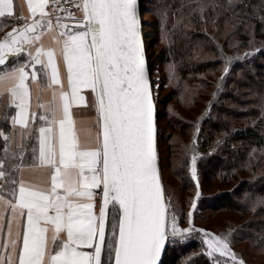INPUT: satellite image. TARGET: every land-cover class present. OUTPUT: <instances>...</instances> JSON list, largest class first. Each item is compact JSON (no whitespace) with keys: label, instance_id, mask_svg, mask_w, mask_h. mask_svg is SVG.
I'll use <instances>...</instances> for the list:
<instances>
[{"label":"snow or ice","instance_id":"snow-or-ice-1","mask_svg":"<svg viewBox=\"0 0 264 264\" xmlns=\"http://www.w3.org/2000/svg\"><path fill=\"white\" fill-rule=\"evenodd\" d=\"M47 4L48 0H28L32 22L14 29L18 35L9 33L0 43V66L9 55L24 51L25 44L39 41L38 28L52 30L51 19L45 20ZM76 7L83 13V20L76 21L81 30H62L54 37L66 67L67 90L54 49L37 47L35 55L29 53V64L0 69V85H9V104L17 109L11 121L13 127L20 126L21 140L32 136L30 126L37 119L30 111L29 79L47 87L61 85L58 103L54 91L49 106L38 105L47 107L49 114L38 117L44 124L38 128V151L32 150L36 163L29 165L49 168L50 186L13 180L18 188L12 198H0L4 206L0 233H6L0 242L4 250L0 264H162L166 246L182 243L185 233L178 229L175 216L169 231L171 200L159 174L156 105L138 0H81ZM13 15V0H0V18ZM59 21L57 17V27ZM82 90L91 93V103ZM74 105L94 109L99 128L95 146L80 144ZM0 137L5 142L13 139L4 132ZM3 167L0 163V178L5 177ZM21 170L17 166L16 171ZM96 189L101 197L98 213ZM61 234L66 238L60 239ZM208 247L209 255L228 254L235 261L226 238L213 237Z\"/></svg>","mask_w":264,"mask_h":264},{"label":"trees","instance_id":"trees-1","mask_svg":"<svg viewBox=\"0 0 264 264\" xmlns=\"http://www.w3.org/2000/svg\"><path fill=\"white\" fill-rule=\"evenodd\" d=\"M140 4L142 13L151 16L142 19L145 45L153 44L149 68L159 75L153 82L159 91L158 156L165 196L171 200L169 231L172 216L176 225L191 229L182 243L166 246L162 264H231L226 256L209 255L202 232L209 228L199 225L210 216L208 212L222 211L244 218L227 225L223 235L234 246H245L241 250L245 258H262L264 264V0H140ZM18 17L23 18L19 10L13 17L0 18V43L24 26L26 20ZM30 60L21 53L0 69ZM242 90H248V95ZM16 111L7 105L0 113V132L9 137ZM41 114L37 112L32 124V136L22 142V153L21 145L12 147L11 139L5 142L0 137L5 172L0 195L7 199L18 188L12 182L20 181L17 166L36 163L32 150L38 151V128L44 124L38 118ZM165 129L170 130L168 135ZM176 131L189 135L186 144L176 142L180 160L170 167L171 175L166 172L162 139L171 142ZM170 177L179 184L180 195L172 190Z\"/></svg>","mask_w":264,"mask_h":264},{"label":"crops","instance_id":"crops-1","mask_svg":"<svg viewBox=\"0 0 264 264\" xmlns=\"http://www.w3.org/2000/svg\"><path fill=\"white\" fill-rule=\"evenodd\" d=\"M36 0H33V3H35ZM28 0H13V7H14V13L19 10L23 16V18L26 20L27 23L32 22V14L30 13V10L28 8ZM36 20L40 19L39 13L35 16ZM60 27H57V22L52 23L53 28L52 30H48L46 27L44 29H37V33L41 36L39 41H33L31 45L25 44L24 51L21 53H25L28 56H30L29 53L32 55H35V50L37 47L43 46L45 50L54 49L56 51V63L58 64L59 70L63 69L64 75L66 77L65 79V87L64 89L67 90V74H66V67L64 64V61L62 59V56L60 55V45L57 44L54 41V37H58V34L62 30H71L76 31V23L74 22H59ZM67 26V29H65L63 26ZM24 27V26H23ZM21 27L20 29H23ZM14 35H18V33H15ZM31 35V34H30ZM19 53V54H21ZM18 54V55H19ZM17 56V55H15ZM12 55H9L7 57V60L11 59L12 57H15ZM31 57V56H30ZM43 60L46 61V57H42ZM29 86H30V111L37 114L38 111H40L42 114H49L48 108H41L38 107L39 104H43L46 106H49L52 102V94L55 91L57 93V103H58V97L60 90L55 89L53 85L51 87H42L39 82L32 83L29 79ZM9 85L6 83L4 85H0V113L3 112L4 108L9 104L10 101V95L7 91V88ZM82 95H85L86 98L91 103V97H88V91L82 90ZM73 113V118L75 121V131L78 136L79 142L82 146H95L96 143V137L99 131L98 125H97V115L92 107H85V106H73L71 109ZM33 125L30 126V131L32 132ZM20 126L17 125L13 127L12 125V136L13 139H11V146L12 147H18L21 145L25 137H23V140H21L20 137ZM22 170L20 171V180H23L26 184H32L37 185L42 188H48L50 186V169L47 167H22ZM94 191H100L99 189H96ZM0 198H3L4 200H8L7 198L0 195ZM4 212V206L0 205V213ZM96 212L98 213L99 210L96 209ZM5 215H7L5 213ZM17 231L16 224H13V234ZM51 237V232L49 233V238ZM65 235L61 234L60 239H65ZM6 239V233H0V242H3ZM52 245L50 244V248ZM4 254V250L0 249V255Z\"/></svg>","mask_w":264,"mask_h":264},{"label":"rangeland","instance_id":"rangeland-1","mask_svg":"<svg viewBox=\"0 0 264 264\" xmlns=\"http://www.w3.org/2000/svg\"><path fill=\"white\" fill-rule=\"evenodd\" d=\"M150 18H151V16H149V15L145 16L142 13V19L143 20H145V19L149 20ZM228 25H229V20H226L225 24L223 25V28H225L226 31L228 29ZM76 29H77L76 31L81 30V29H78L77 27H76ZM147 31H149V30L147 29ZM152 47H153V44H151V43H150V45L146 46L147 55H151ZM151 74H152V83H153L154 96H155V100H156V97L158 96L159 91H158V85L156 83H154V82H155V80H158L159 75H158L157 70H155L154 73L151 72ZM59 75H60V79H61V82H62V86L64 88L65 87V79H66V77L64 75L62 67L59 70ZM53 87H55V89H57V90H61V85H53ZM164 92L165 91H162V94ZM242 93L244 94V96H247L249 92H248V90H242ZM88 97H91V93L89 91H88ZM240 102L242 104H244V105L247 104V100L246 99H242ZM198 106H199L198 109L202 108L201 104H198ZM161 125L162 126L164 125L162 120H161ZM169 133H170V130L165 129V134L168 135ZM188 135H189V132L185 133L183 136H181L180 132L176 131L174 133L173 137L171 138V142L167 143L164 138L162 139V150H163V156H164L165 165H166V172H168L171 175H172V172L170 170V167L177 166L178 163H179V160H180V153L178 152V149L176 148V142L178 141L179 143L186 144L188 142ZM164 136H166V135H164ZM167 138H168V140L170 139V137H167ZM167 144H169V147L167 146ZM170 178H171L170 180L172 182L171 183L172 190L176 194L180 195L179 184L177 183L176 180H174V177L173 178L170 177ZM215 188H216L215 186H213V189H211L209 187L206 191L209 193V192H212ZM208 213L210 214V216L205 218L203 223H199V225L209 228V230H202V232L205 234V239H206L207 246H208L209 239H211L213 237H215V238H226V240H227V242L229 244V252L231 254H234L235 261L228 254H225L223 256L228 257L230 259V261H231V264H237V262H239V261H243V264H261V262L263 261L262 258L261 259L260 258H256L255 260H253L250 257L249 258L248 257L245 258L243 256V254H242V251H241L242 248L245 247V246L244 245L243 246H241V245L240 246H237V245L234 246L231 243V241L228 239V237L223 235V234H226V232L228 231V229H227L228 227L226 228L227 225H229L230 223H232V224L239 223L244 218L239 217L235 213L225 212V211L217 212V213H214V214L210 213V212H208ZM177 227H178V229L180 231H182L184 233H187V232H189L191 230L190 227L189 228L188 227H183L181 225H177ZM208 250H209V253H210L211 249H209V247H208ZM215 253L219 254V252H215ZM212 254H214V253H212ZM250 261H252V263Z\"/></svg>","mask_w":264,"mask_h":264},{"label":"built area","instance_id":"built-area-1","mask_svg":"<svg viewBox=\"0 0 264 264\" xmlns=\"http://www.w3.org/2000/svg\"><path fill=\"white\" fill-rule=\"evenodd\" d=\"M81 0H48V4L45 7V12L48 14L45 20L51 19V22H57V17L62 22H76L77 20H83V13L80 8L76 7ZM74 17V19H73ZM100 191H97L96 196V209H100L101 197Z\"/></svg>","mask_w":264,"mask_h":264},{"label":"water","instance_id":"water-1","mask_svg":"<svg viewBox=\"0 0 264 264\" xmlns=\"http://www.w3.org/2000/svg\"><path fill=\"white\" fill-rule=\"evenodd\" d=\"M138 11H139V16H140V20H141V36H142L143 44H144L145 51H146V54H147V50H146V46H145V40H144V34H143L142 9H141L140 0H138ZM147 64L149 66L148 55H147ZM149 71H150V68H149ZM150 81H151V84L153 85L151 72H150ZM153 96H154V90H153ZM154 102H155V105H156L155 96H154ZM156 120H157V114H156ZM157 124H158V122H157ZM156 145H157V153H158V125H157V142H156ZM158 167H159V174H160L161 183H162V186H163L159 156H158ZM163 189H164V187H163ZM164 253L162 254L161 260H162V258L164 256Z\"/></svg>","mask_w":264,"mask_h":264}]
</instances>
